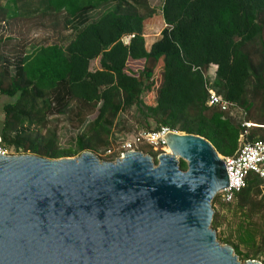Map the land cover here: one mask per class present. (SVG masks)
<instances>
[{
    "label": "trees",
    "instance_id": "16d2710c",
    "mask_svg": "<svg viewBox=\"0 0 264 264\" xmlns=\"http://www.w3.org/2000/svg\"><path fill=\"white\" fill-rule=\"evenodd\" d=\"M160 11L165 28L147 50L144 22L155 15L147 0H0V24L55 14L74 32L67 45L34 48L13 64L0 53V95L13 99L3 107L4 146L16 155L50 160L97 152L108 147L121 113L135 108L144 130L167 127L205 139L222 157L234 155L241 129L206 106L204 74L215 65L210 87L264 126V0H163ZM94 61L98 69L92 70ZM159 64L154 103L146 105L141 96ZM72 106L82 117L85 111L93 115L80 120L73 149L57 148L51 130L32 134ZM257 140L264 141V128L249 131L247 141ZM155 153L149 156L156 163ZM179 167L186 170L183 161ZM233 202L239 218L235 242L227 244L242 260H254L260 253L255 247L264 244V180L249 176ZM257 214L261 224L252 220ZM216 227L214 212L211 228Z\"/></svg>",
    "mask_w": 264,
    "mask_h": 264
},
{
    "label": "water",
    "instance_id": "95a60500",
    "mask_svg": "<svg viewBox=\"0 0 264 264\" xmlns=\"http://www.w3.org/2000/svg\"><path fill=\"white\" fill-rule=\"evenodd\" d=\"M166 144L157 164L140 152L0 155V264H241L211 228L228 186L220 155L195 135Z\"/></svg>",
    "mask_w": 264,
    "mask_h": 264
},
{
    "label": "rangeland",
    "instance_id": "374dc122",
    "mask_svg": "<svg viewBox=\"0 0 264 264\" xmlns=\"http://www.w3.org/2000/svg\"><path fill=\"white\" fill-rule=\"evenodd\" d=\"M162 2L163 0H147L148 6L154 9L155 15L152 18L145 20L144 22L143 35L144 39L146 40L145 44L146 42L147 44H149L152 40L154 41L158 39L160 32L165 28L160 11ZM140 12L142 14L146 13L143 9H141ZM73 34L74 32L72 26H66L64 24L62 15L53 14L50 16H35L29 19L27 18L14 20L9 22L8 24L1 23L0 53H2V55L13 64V62L18 56L23 55L25 53L28 54L34 48L49 45H58L61 47L65 46L71 40ZM123 41L126 42L127 40L123 38ZM96 65L97 63L96 61H94L90 66L91 69H95ZM160 80L161 73L159 64V66L153 73V82H150L148 84L144 93L141 96L144 104L152 105L154 103L156 90L160 84ZM11 102H13V99L0 95V132L4 120L3 107ZM83 118L85 120H91L93 119V115L91 112L85 111V114L82 117L80 116V114H78V111L75 109V107L72 106L70 111H68L65 115H54L52 117H49L46 129H31L32 134L36 135L39 133V136H45L46 131L51 130L55 132L57 148L63 151L73 149L75 145V139L78 136L79 132L82 130L80 120ZM148 126L149 129H153L155 127V124L152 121H148ZM144 129H147L146 122H144L143 117L137 113L135 108L123 112L117 119L115 128L113 130V135L109 140L108 147L112 145L114 146L118 137L130 136ZM114 135L117 136L116 139H114ZM105 149L106 148H101L97 152H89L98 156L101 161H107L105 158H103V156H101ZM7 150L9 152V155H16L14 154L12 149L7 148ZM141 152L144 155H149L150 152L155 151L143 146L141 148ZM155 154L157 157L158 153ZM78 156L79 155L63 158H76ZM213 200H215L214 207L212 208L213 215L215 212V217L217 219V227L214 230L216 234V239L221 245H228L227 242L234 243V236L239 218L238 215L235 216L234 214L235 203H223L218 194H216ZM252 220L257 224H261L260 214L253 215ZM240 250L242 253L246 252L242 247H240ZM254 250L260 252L258 257H256L254 260L259 262L260 264H264V244L258 243ZM238 260L241 264L247 261L242 260L241 257H238Z\"/></svg>",
    "mask_w": 264,
    "mask_h": 264
},
{
    "label": "built area",
    "instance_id": "2783aa9c",
    "mask_svg": "<svg viewBox=\"0 0 264 264\" xmlns=\"http://www.w3.org/2000/svg\"><path fill=\"white\" fill-rule=\"evenodd\" d=\"M127 44L130 37H125ZM211 67V69H210ZM208 71L204 74V79L207 83V107L217 108L226 118H229L241 129L238 139V148L234 155L229 157L220 156L226 169L228 177V186L218 193L223 203L229 204L234 200V196L244 189L247 185V179L250 175H254L261 180H264V141L257 140L254 142L247 141L249 131L255 127L264 128L247 119L246 110L236 103H231L224 100L221 96L217 95L210 87L215 77L217 67L211 65ZM212 71V72H210ZM170 133H178L170 130L167 127H160L156 130H141L137 133L126 136L118 137L115 145L107 147L103 154V158L109 161H114L128 152H140V149L145 146L157 152L158 155L167 153L168 149L166 144V137ZM143 154V153H142ZM0 155L7 156L9 152L4 146L0 136Z\"/></svg>",
    "mask_w": 264,
    "mask_h": 264
},
{
    "label": "crops",
    "instance_id": "0c3cea01",
    "mask_svg": "<svg viewBox=\"0 0 264 264\" xmlns=\"http://www.w3.org/2000/svg\"><path fill=\"white\" fill-rule=\"evenodd\" d=\"M144 36V35H143ZM146 41V40H145ZM157 41V39L156 40H152L149 44H147V42H146V44H145V47H146V49L148 50L149 48H150V46L154 43V42H156ZM128 43V42H127ZM96 63H97V65H96V68L95 69H98V62L96 61Z\"/></svg>",
    "mask_w": 264,
    "mask_h": 264
},
{
    "label": "bare ground",
    "instance_id": "6f19581e",
    "mask_svg": "<svg viewBox=\"0 0 264 264\" xmlns=\"http://www.w3.org/2000/svg\"><path fill=\"white\" fill-rule=\"evenodd\" d=\"M178 134H179V133H178ZM166 152L169 153V152H170L169 149H167Z\"/></svg>",
    "mask_w": 264,
    "mask_h": 264
}]
</instances>
